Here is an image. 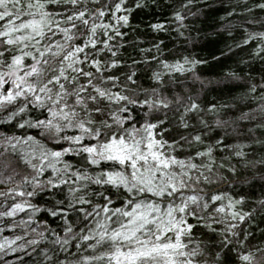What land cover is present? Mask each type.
I'll use <instances>...</instances> for the list:
<instances>
[{"label": "snow or ice", "instance_id": "6c2138e0", "mask_svg": "<svg viewBox=\"0 0 264 264\" xmlns=\"http://www.w3.org/2000/svg\"><path fill=\"white\" fill-rule=\"evenodd\" d=\"M191 3L186 0L172 14L180 35L185 27L183 10ZM128 5L129 0H0V184L7 189L0 191L5 202L0 204V217L30 210L28 220L13 227L37 233L39 239L27 241L36 247L47 239L45 232L51 234L53 247L42 251L45 264H264V247L251 246L247 231L241 239L239 225L251 216L236 211L243 197H228L225 204L224 194H214L220 188L213 192L199 187L226 181L213 170L217 149L246 158L249 145H228L226 139L243 135L239 122L255 117L241 112L235 119L217 118L210 126L203 118L205 111L217 115L234 106L213 103L205 110L186 87V95L176 93L170 100L161 94L168 86L165 73L159 71L151 76L159 87L145 89L142 101L129 87L136 85L135 70L122 74L121 87V77L111 74L121 67L134 69L155 61L169 73H184L206 63L184 57L169 64L159 55L122 63L121 42L128 35L122 29L130 27L132 13L147 2ZM256 8L264 11V3ZM150 27L156 33L167 32L170 24ZM253 40L259 41L253 56L264 59V32L248 34L237 47ZM163 44V40L153 44L157 54ZM227 75L242 79L235 72ZM261 81L250 83L248 89L253 98L259 92L264 100V76ZM192 83H199L201 90L208 87L198 75H193ZM170 84L175 88L185 82ZM173 110L179 114L174 127L195 128L189 123L194 115L200 131L166 139L172 131L165 127L168 112ZM257 127L264 129V124ZM210 128L223 129L224 136L205 143L211 139L206 131ZM193 149L194 155L183 159L178 155ZM205 159L209 163H196ZM33 199L43 200V207ZM260 204L264 206V200ZM37 213L59 221L63 234L49 228L47 219L32 227ZM218 225H223L219 231ZM38 227L44 230L37 232ZM197 229L206 230L207 241L194 235ZM21 239L6 237L0 251L17 252L14 245ZM72 246L74 253L69 251ZM61 253L66 254L64 260ZM68 255L78 258L69 261Z\"/></svg>", "mask_w": 264, "mask_h": 264}, {"label": "trees", "instance_id": "16d2710c", "mask_svg": "<svg viewBox=\"0 0 264 264\" xmlns=\"http://www.w3.org/2000/svg\"><path fill=\"white\" fill-rule=\"evenodd\" d=\"M147 6L143 9L135 10L130 16V27L122 29L128 33L123 43L125 47L120 49L119 58L122 63L131 65L132 60L151 59L154 55H159V60L166 61L169 64H175L176 61H182L184 57L189 59L206 61V63L196 65L192 72H173L169 73L161 64L153 61L150 64H140L134 69L121 67L119 70H113L111 74L121 77L120 86H124L125 78L122 74L129 73L132 70L137 72L136 85H129L136 90L138 100L145 99L143 91L150 90L153 87H159L152 79V73L159 71L165 73L164 84L167 85L162 95L167 96L170 100L175 99V94L186 95L184 88L190 89V94L197 98V102L201 108L207 109L211 104L230 105L226 110L220 111L217 115L203 113V118L207 120L210 126H214L215 120L235 119L241 112L251 113L255 119L240 121V131L243 135L231 134L227 137L228 145L244 144L249 145L244 151L247 153L246 158H237L231 150L219 151L217 149L213 154L215 160L214 172L226 177V181H218L210 185L201 184L199 187L213 191L220 188V192L214 194H224L227 204L228 197L240 199L243 197V204L236 206L238 212L251 213L250 218L239 225L241 231V239L243 232L251 233L249 244L254 247H264V206L260 201L264 200V145L257 141H264V129L258 128L257 125L264 124V112L260 111L264 100H261L260 93L255 94L253 98L249 94L248 85L252 82L261 83V77L264 76V59L253 56L259 41H250L248 45L237 47L248 34L264 32V11L256 8L259 3L264 0H192L191 5L184 9L185 27L181 29L183 35H180L175 29L178 25L171 20L172 14L186 0H146ZM135 3V0H129V7ZM248 9H252L251 12ZM233 12L229 16L228 13ZM169 23L170 27L167 32H153L150 25L152 23ZM247 29V32H245ZM163 40L159 54L153 48L154 43ZM141 48H151V53H141ZM231 49V51H229ZM218 57L219 59H214ZM106 59L108 57H105ZM186 67H190L186 66ZM229 72L237 73L242 79L233 80L227 74ZM107 75V74H106ZM193 75H198L201 80L208 85L207 88L201 90L199 83H192ZM170 81H184L181 87H173ZM119 90V89H115ZM131 95V93H125ZM247 97V98H246ZM140 110L139 108L137 109ZM179 114L174 110L168 112L169 123L165 127L171 128L172 131L165 135V138L171 141L173 138L178 139L180 135H195L200 131L201 126L196 116H191L190 124L196 125L187 131L174 127L178 120ZM160 118H163L161 113ZM155 122V121H153ZM252 128L254 131L249 133L247 130ZM211 139L206 138L205 143H214L216 139L224 136L223 129L210 128ZM231 133V128L228 129ZM186 147V146H185ZM195 149L189 152L178 153L181 159L186 155H194ZM74 163V161H71ZM196 163H209L207 159ZM220 164H224V168H219ZM235 167V174L227 171L228 168ZM215 176L213 180H215ZM233 181L234 183H228ZM11 185H9L10 187ZM6 187L0 184V191H6ZM48 197H44L47 199ZM32 203H38L43 207V200L33 199ZM5 203L0 197V204ZM8 204L11 201L7 202ZM3 208L0 207V211ZM29 209L25 212L17 213L13 218L0 217V243L9 240H15L17 236L22 237L17 240L14 245L19 250L12 252L10 249L7 254L0 251V264H45L42 251L51 249L53 245L50 243L52 236L49 232H45L46 240H41L39 247L27 245V241L31 239H39L37 233H33L30 228L23 226L13 227V224L19 225L21 220H28ZM47 219L48 227L55 229L63 234L62 226L59 221L51 217H46L43 213H37L33 220L36 221L32 227L37 224L43 225ZM195 222V221H190ZM237 223H239L237 221ZM223 225H218L219 231ZM43 227H38L37 232L43 231ZM206 230L197 229L194 235L198 239L207 241L208 235H203ZM213 240H219L218 236H212ZM21 245H26L21 248ZM34 248L36 250L34 251ZM70 252H76L74 246L69 249ZM51 254V252H49ZM59 258L64 260L66 254L61 253ZM71 255L67 256L69 261L77 259ZM205 258L210 259L208 252H205Z\"/></svg>", "mask_w": 264, "mask_h": 264}]
</instances>
